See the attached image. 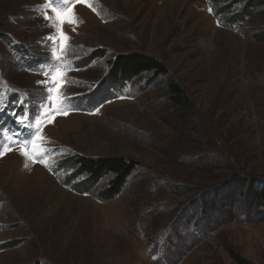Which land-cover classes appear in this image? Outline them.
I'll list each match as a JSON object with an SVG mask.
<instances>
[{
  "label": "rangeland",
  "instance_id": "rangeland-1",
  "mask_svg": "<svg viewBox=\"0 0 264 264\" xmlns=\"http://www.w3.org/2000/svg\"><path fill=\"white\" fill-rule=\"evenodd\" d=\"M252 1L89 0L62 41L45 14L72 0H0V264H264V201L249 193L264 182V8L232 20ZM131 53L169 74L114 85L112 61ZM17 97L46 158L10 130ZM109 155L137 168L104 200L111 175L92 184L71 163Z\"/></svg>",
  "mask_w": 264,
  "mask_h": 264
},
{
  "label": "trees",
  "instance_id": "trees-1",
  "mask_svg": "<svg viewBox=\"0 0 264 264\" xmlns=\"http://www.w3.org/2000/svg\"><path fill=\"white\" fill-rule=\"evenodd\" d=\"M244 8L235 14L236 18L232 19L238 25L245 23L247 21L246 17H252L255 10L264 8V0H253L247 3ZM112 68L114 71L111 78L114 85H124L144 72H153L156 75L169 74L167 66L157 59L142 53L120 55L112 61ZM170 81V93L172 94L171 100L173 105L179 112L187 111L192 105L190 98L176 82ZM73 161L75 162L71 163L72 167L78 170V176L75 177L87 176L91 179L90 182L92 184L101 183L104 176L111 175L112 179L109 180L107 189L103 191L104 195L102 194V199L104 200L118 195L126 185L128 177L137 168V164L134 161L118 155H109L97 159L78 156ZM249 193L256 203L264 201V182H262V185L255 182L250 184ZM231 254L238 264H253L235 251H232Z\"/></svg>",
  "mask_w": 264,
  "mask_h": 264
},
{
  "label": "snow or ice",
  "instance_id": "snow-or-ice-1",
  "mask_svg": "<svg viewBox=\"0 0 264 264\" xmlns=\"http://www.w3.org/2000/svg\"><path fill=\"white\" fill-rule=\"evenodd\" d=\"M55 2L63 4V5H67L70 2V0H55ZM76 3H84V4L88 5L89 7H91L89 0H72V4H73L72 9H66L64 7H61V8L51 7L50 4L47 5L48 7H51V11L54 13V18L52 16H49L48 14H45V19H48L50 22L53 21V19H54V23H51V26L56 29L58 36L62 41H67L69 39V37H67V35L63 32V25L65 23L74 24L77 22L75 11H74V6ZM93 10H95V9H93ZM66 47H67V45L63 44L61 46V50L63 51L64 49H66ZM53 56L56 60L59 59V57H57L55 55V53H53ZM48 74L51 75L52 73L50 72ZM63 78H64L63 73H58L55 75L53 83L54 84L59 83L61 80H63ZM49 90L51 91V88ZM65 99H66V97L61 96L59 93V90H57V94H56L54 102L59 103ZM19 120L21 123H24L25 118L20 117ZM36 123L38 125L40 122L37 121ZM4 135L7 136V133L5 132ZM43 139L44 138L42 136H36L32 140L24 143L21 147L22 154L25 155L27 158L32 159L34 162L38 158H42L43 155L46 154V152H47L46 149H43L41 147ZM29 144H31V149L28 148ZM5 150L10 151L11 148H7ZM0 154H3V153L0 152Z\"/></svg>",
  "mask_w": 264,
  "mask_h": 264
}]
</instances>
